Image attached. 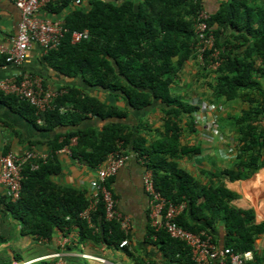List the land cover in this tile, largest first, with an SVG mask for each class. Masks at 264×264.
<instances>
[{"label": "trees", "instance_id": "trees-1", "mask_svg": "<svg viewBox=\"0 0 264 264\" xmlns=\"http://www.w3.org/2000/svg\"><path fill=\"white\" fill-rule=\"evenodd\" d=\"M207 4L206 0H60L43 7L52 15L62 14L67 29L59 47L46 52V60L70 80L81 78L84 86L74 82L58 86L65 92L54 99L53 108L40 114L29 102L0 90L3 99L31 122L41 118L44 129L61 128L50 139L46 161L36 158L24 164L20 199L0 197V206L20 222L22 234L51 238L55 229L77 227L80 241L118 246L129 239L130 231L125 232L117 220L106 218L102 202L92 213L93 226L80 217L89 203L88 191L53 178L62 171L57 151L69 146L74 158L91 167L104 163L112 152L133 151L152 171L155 187L167 199L187 202L177 218L181 226L193 232L204 230L217 243L212 231L221 217L226 225V247L256 252L255 240L264 233V222L255 221L254 210L234 206L235 192L222 183L196 179L178 162L201 150L198 145L183 143V129L187 125L194 131V113L200 105L183 100L173 89L186 62L195 58L202 71L215 73L212 88L218 99L228 102L249 96L250 107L235 119L237 161L212 176L245 178L264 165L254 154L264 140V87L258 80V76L264 77V6L255 7L251 0H221L214 10ZM202 10L210 14L205 21L220 49L216 69L210 68V51L204 53V63L199 61L195 23ZM229 28L239 31L235 39L244 40L237 50L221 41V34ZM74 30L88 31V37L73 43ZM252 37L254 41L245 43ZM4 58L0 55V63ZM258 58L262 66L257 65ZM253 89L261 99L250 96ZM103 93L109 94V99ZM149 107L160 113L162 130L156 137L152 132L160 129L147 120L134 126L125 121L131 109ZM91 116L103 124L85 126ZM74 137L76 143L72 144ZM32 164L38 167L32 168ZM112 178L107 180L109 188ZM153 236L173 263L195 264L184 241L152 226L150 238ZM254 260L249 264H262L258 256Z\"/></svg>", "mask_w": 264, "mask_h": 264}, {"label": "crops", "instance_id": "crops-1", "mask_svg": "<svg viewBox=\"0 0 264 264\" xmlns=\"http://www.w3.org/2000/svg\"><path fill=\"white\" fill-rule=\"evenodd\" d=\"M206 1H208L207 5L214 10L219 7L221 2V0ZM251 2L256 5L255 7L264 6V0H251ZM40 15L62 17V14L47 13L44 8L40 10ZM20 16V10L13 0H0V48L10 49L12 47L18 32ZM236 34H239V31H235L233 28L225 29L221 34V41H224L228 48L234 46V49L237 50L244 40L235 39L234 35ZM250 40L245 43L250 44L254 41L253 37ZM45 55L46 52L38 44H34L21 65L9 64L6 68H1L0 77H21L22 73L28 72L37 75L49 89H57L58 86L71 82L84 86L81 78L70 80L53 70ZM257 65H263L262 59H257ZM258 80L264 87V77L258 76ZM214 83L215 73L208 74L202 71L195 58L186 62L177 77L173 89L179 93L183 100L194 103L195 99H199L203 103L217 104L216 114L219 116V129L225 135V139L221 140L213 135L208 125H196L194 131L186 125L183 129V143L198 145L201 150L196 155L183 156L178 162L182 168L202 182L224 184L237 194V197L231 200V204L242 209H253L255 221L257 223L264 222V165L259 166L245 178L231 179L228 175L212 176L215 172L233 167L237 161L239 134L235 119L250 107L247 99L249 96L238 97L228 102L224 98L218 99L212 88ZM91 92H93L92 88ZM250 93V96L255 99H261L258 90L253 89ZM103 95L109 99V94L103 93ZM3 98L4 96L0 92V153L8 149L17 154L27 150L49 154L51 151L50 139L61 128L57 130L44 129L40 123L31 122L21 115ZM123 103V101L120 102V104ZM142 119L150 122L153 128L160 129V132H152L155 137L161 133L160 113L154 107L144 110L131 109L130 115L125 121L134 126ZM262 122L264 126V119ZM102 124L103 121L92 116L84 122L85 126H101ZM260 141L262 146L261 148L257 146L254 154L257 156L258 163H264V140ZM127 154L129 157L125 164L119 168L110 182L118 209L131 219L127 246L121 247L120 244L109 246L104 242L97 243L91 240L80 241L77 227H72L69 230L55 229L51 238L22 234L20 222L13 218L8 211H5L2 205L0 206V264H23L25 262L27 264H53L57 258L46 256L59 250L62 253V260L66 264H175L166 255L156 237L150 238L152 225L148 215L149 198L143 185L146 169L144 160L138 158L133 151H129ZM57 155L62 165V171L53 178L61 184L86 189L90 196V182L96 175V167L79 162L72 156L69 146L58 150ZM1 196H4L2 190L0 191ZM191 221L193 222L194 218L191 217ZM71 233L74 235L73 239L61 248L58 244L59 238L63 234ZM212 233L217 244L220 247H226V225L221 217L215 223ZM255 247L254 258L258 256L260 262L264 264V233L256 238ZM82 253L101 257L105 261L85 258ZM41 257L46 258L37 260Z\"/></svg>", "mask_w": 264, "mask_h": 264}, {"label": "built area", "instance_id": "built-area-1", "mask_svg": "<svg viewBox=\"0 0 264 264\" xmlns=\"http://www.w3.org/2000/svg\"><path fill=\"white\" fill-rule=\"evenodd\" d=\"M20 10V21L18 23V32L13 40L10 49L0 48V55L5 58L0 63V69L6 68L9 64L21 65L28 54V51L34 44H38L44 52L57 49L67 29L63 21L58 17L41 16L40 10L49 2L60 0H13ZM77 3L80 0H76ZM210 14L206 10L199 13L195 23V32L198 37L197 51L199 61L204 63V53L210 51L212 59L210 68L216 69L219 65L220 49L215 46V35L205 19ZM88 37V31L74 30L72 32L73 43L80 42ZM0 90L5 94L16 95L29 102L36 108V113L53 108L54 99L65 92L64 89L44 88L39 77L31 73H23L21 77H0ZM200 107L194 113V120L197 125H208L213 135L218 139L224 140L225 135L221 132L218 125V115L216 114L218 106L216 103H203L196 100ZM38 123H42L38 118ZM76 143V137L72 138V144ZM128 154L118 151L108 155L107 160L96 167V175L91 180V193L87 207L80 212V217L84 218L93 226L92 213L102 202L105 207L106 218L108 220H117L125 232L131 229V219L123 214L117 207V200L112 190L107 185L108 178L114 176L128 159ZM42 158L44 161L48 154H40L34 150H27L24 153L17 154L14 151L0 153V191L11 200L16 201L21 197L22 188V170L24 164L32 159ZM145 163V162H144ZM37 164H32V168H37ZM146 167V166H145ZM144 190L149 198L148 215L151 225L155 231L164 229L171 237L184 241L191 248L192 259L195 264H249L254 260V252L247 250L244 252H235L229 247H220L212 234L202 230L200 232L190 231L177 222V218L184 211L187 202L179 203L167 199L156 187L152 171L146 167L143 176ZM72 234V233H71ZM63 234L59 240L61 248L70 242L74 235ZM129 244L128 239H123L120 246ZM61 251H57L50 256L57 258L53 264H66L62 260ZM82 256L104 262L105 259L93 255L82 253ZM46 257H41L43 259ZM23 264H27L26 262Z\"/></svg>", "mask_w": 264, "mask_h": 264}, {"label": "rangeland", "instance_id": "rangeland-1", "mask_svg": "<svg viewBox=\"0 0 264 264\" xmlns=\"http://www.w3.org/2000/svg\"><path fill=\"white\" fill-rule=\"evenodd\" d=\"M177 94H179V93H177ZM195 100H197V99H195ZM61 238V237H60ZM60 238H59V240H60ZM59 240H58V244H59ZM57 252V251H56ZM55 253V252H54ZM53 254V253H52ZM52 254H50V255H52ZM50 255H48V256H50Z\"/></svg>", "mask_w": 264, "mask_h": 264}]
</instances>
